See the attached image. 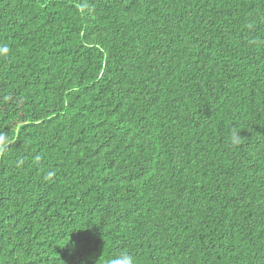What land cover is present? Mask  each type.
I'll use <instances>...</instances> for the list:
<instances>
[{"label": "trees", "instance_id": "obj_1", "mask_svg": "<svg viewBox=\"0 0 264 264\" xmlns=\"http://www.w3.org/2000/svg\"><path fill=\"white\" fill-rule=\"evenodd\" d=\"M123 252L264 264V0H0V264Z\"/></svg>", "mask_w": 264, "mask_h": 264}, {"label": "clouds", "instance_id": "obj_2", "mask_svg": "<svg viewBox=\"0 0 264 264\" xmlns=\"http://www.w3.org/2000/svg\"><path fill=\"white\" fill-rule=\"evenodd\" d=\"M239 141L234 137L233 138V143H238ZM77 245L75 242H71V251L70 252H75ZM110 264H135L134 258L128 254L127 252H123L119 255L118 258L113 259L110 261Z\"/></svg>", "mask_w": 264, "mask_h": 264}]
</instances>
